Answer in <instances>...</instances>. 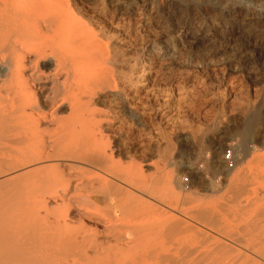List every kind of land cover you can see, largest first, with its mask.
Wrapping results in <instances>:
<instances>
[{
	"label": "bare ground",
	"instance_id": "6f19581e",
	"mask_svg": "<svg viewBox=\"0 0 264 264\" xmlns=\"http://www.w3.org/2000/svg\"><path fill=\"white\" fill-rule=\"evenodd\" d=\"M84 1L0 0V264H257L233 257L228 236L199 230L217 220L182 206L172 173L166 186L140 185L142 164L116 160L110 115L97 109L120 81L103 23L114 14H90ZM245 131L264 145V130ZM257 163V185L232 176L237 203L264 201ZM92 170L104 171L99 185Z\"/></svg>",
	"mask_w": 264,
	"mask_h": 264
},
{
	"label": "rangeland",
	"instance_id": "374dc122",
	"mask_svg": "<svg viewBox=\"0 0 264 264\" xmlns=\"http://www.w3.org/2000/svg\"><path fill=\"white\" fill-rule=\"evenodd\" d=\"M84 3L103 19L114 14L112 23L102 21L120 81L97 109L110 115L107 133L116 160L142 164L140 185L166 186L172 173L182 206L198 204L217 220H200L201 232L228 236L233 257L264 264V201L247 206L229 192L236 172L257 185V157L264 158V145L245 131L250 124L264 130V0ZM245 144L251 150L246 157ZM226 148L238 161L233 168L224 163ZM86 176L99 185L105 174ZM91 197L104 206L102 194Z\"/></svg>",
	"mask_w": 264,
	"mask_h": 264
},
{
	"label": "built area",
	"instance_id": "2783aa9c",
	"mask_svg": "<svg viewBox=\"0 0 264 264\" xmlns=\"http://www.w3.org/2000/svg\"><path fill=\"white\" fill-rule=\"evenodd\" d=\"M223 160H224L225 165L228 168L235 167L236 160H235L234 153H233L231 148H226L225 149L224 154H223ZM182 182L185 185H189V183H190L189 177H184Z\"/></svg>",
	"mask_w": 264,
	"mask_h": 264
}]
</instances>
